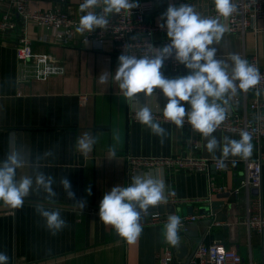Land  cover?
Masks as SVG:
<instances>
[{
    "label": "crops",
    "instance_id": "obj_1",
    "mask_svg": "<svg viewBox=\"0 0 264 264\" xmlns=\"http://www.w3.org/2000/svg\"><path fill=\"white\" fill-rule=\"evenodd\" d=\"M74 1L66 4V8L78 16L80 4ZM29 3L42 9L58 4L56 0H30ZM181 3L194 5L202 15L207 12L205 0H164L150 18H161L169 4L179 6ZM258 23L263 26L260 30H255L256 23L252 21L244 34L227 31L221 44L214 45L218 49L217 58L239 53L248 62L258 57L264 67V21ZM22 30L20 25L10 38H0V159L17 144L30 149V158L38 163L35 167L28 165L18 170V176H35L43 171L55 178L53 189L58 195L49 200L40 189L30 193L21 209L0 204V251L7 252L10 264H155L167 246L179 256L178 244L185 243L184 259H187L200 242L213 241H223L226 246L237 248L245 264H264V229L258 231L245 223L254 194L244 188L238 194L233 191L244 177V159L229 156L222 170L214 164L205 171L159 165L142 167L129 176V155L214 158L206 151V141L198 132L192 134L187 128L159 122L167 130L161 143L146 126L129 121L130 103L114 80L120 55L112 52L110 44L100 47L76 38L65 45L55 42L54 30L34 27L36 34L47 38L46 41L36 40L34 51L54 56L65 66V73L45 80H22L15 49ZM183 69L187 70L184 65ZM162 72L171 78L169 73ZM101 75L108 77L107 83H99ZM81 95H87L84 103H81ZM246 96L242 95L239 103L232 97L229 112L249 113L250 102L258 96L252 90ZM259 97L264 103V94ZM144 103L152 110L162 111L167 100L154 92L149 97L142 94L139 102L134 101L137 107ZM86 131L97 137V143L84 157L75 150L74 143ZM214 135L240 138V134L221 130ZM251 142V157L264 152V141L262 144ZM112 146L116 149L114 158L109 154ZM49 150L54 155L46 156ZM215 155L216 159L221 158L220 152ZM145 173L154 176L159 173L166 183L167 200L162 203L165 207L156 213L168 217L170 214L200 215L189 231L178 232L179 241L175 246L164 239L166 222L151 223L148 215L140 221L143 231L133 244H128L99 219V205L105 192L118 184L127 185L132 176ZM64 176L71 181L77 199L87 201L83 209L67 198L60 185ZM210 181L217 186L226 185L229 190L212 191ZM89 185L91 196L85 191ZM260 191L264 212V163ZM172 197L178 201L173 202ZM37 205L59 209L69 227L52 236L35 212Z\"/></svg>",
    "mask_w": 264,
    "mask_h": 264
},
{
    "label": "clouds",
    "instance_id": "obj_2",
    "mask_svg": "<svg viewBox=\"0 0 264 264\" xmlns=\"http://www.w3.org/2000/svg\"><path fill=\"white\" fill-rule=\"evenodd\" d=\"M211 2L216 10L215 17L202 15L191 4H169L162 13V23L159 24L162 30L166 29L169 43L157 47L151 55H120L114 80L130 104L134 100L139 102L138 94L143 93L145 97H149L154 90H162L167 100L163 107L164 118L181 128L187 121L193 132L204 137L206 151L214 159L217 152L221 153L219 162L223 164L229 156L247 159L253 150L252 136L248 131L242 130L239 139L227 135L217 138L214 135L229 115L230 100L237 95L238 90L248 92L255 89V94L260 96L264 94V89L257 87L262 78L257 66L250 64L239 53H229L223 59L217 58L218 49L214 45L221 44L228 31L222 18L227 20L238 14L240 6L236 0ZM101 4V12L89 10ZM137 6L135 0H83L79 11L85 14L79 17L76 31L84 33L106 28L109 15L131 11ZM170 58L184 65L188 74L166 77L161 70L165 61ZM49 71L55 73L56 69L46 67L43 74L47 75ZM107 80L106 75H101L99 83L105 84ZM185 105L189 107L186 108ZM135 118L163 143L167 130L154 118L152 109L146 103L135 112ZM96 143L97 137L86 131L76 138L74 148L87 157ZM109 154L112 158L115 157V146L109 149ZM45 155L54 154L49 150ZM30 157V149L17 144L0 159V204L3 206L21 209L30 193L40 189H43L49 200L57 197L58 193L53 189L55 178L43 171H38L35 176H18V170L28 165H37L38 161ZM60 185L68 199L81 209L85 207L87 201L77 199L71 181L66 176L61 177ZM85 191L88 196L92 195L90 185ZM165 193L166 183L159 173L155 176L151 173L137 174L131 177L127 185L118 184L105 192L99 205V219L106 226H111L128 244H133L143 231L141 213L149 211L152 206L165 203ZM35 212L43 219L44 227L52 236L69 227L68 221L57 208L37 205ZM181 223L178 215H169L163 231L164 239L169 245L178 244ZM0 264H10L7 252L0 251Z\"/></svg>",
    "mask_w": 264,
    "mask_h": 264
},
{
    "label": "built area",
    "instance_id": "obj_3",
    "mask_svg": "<svg viewBox=\"0 0 264 264\" xmlns=\"http://www.w3.org/2000/svg\"><path fill=\"white\" fill-rule=\"evenodd\" d=\"M57 5L50 8H36L30 5V0H0V38H10L21 25L22 33L19 35L15 45L16 54L20 61L19 77L22 80L36 79L45 80L52 75H63L65 66L58 60L47 53H36L33 49V43L37 41H46V37L36 34L34 27L44 28L46 30L55 31V42L61 44H70L76 38L83 43H93L97 46L111 45L112 52L122 55H135L137 57L154 54L157 47L169 43L166 29L162 30L159 24L162 23L161 18L151 19L154 12L159 8V4L164 0H135L137 7L131 11H122L119 14H111L107 18L109 24L106 28H97L93 32L78 33L76 28L79 25V17L85 13L75 16L74 12L66 8V4L74 3V0H56ZM79 4L83 0H77ZM239 4V13L234 14L227 20H223L229 32L243 33L252 26L255 21V30L263 28L258 23L259 20L264 21V0H236ZM9 8H5L6 5ZM103 5L94 9H89L99 13L102 11ZM15 15L18 16L15 18ZM205 15H216L214 4L211 0L207 1V12ZM157 16V15H156ZM135 37V38H133ZM250 64H255L261 73V80L257 86L264 89V67L260 65L258 57L250 60ZM55 68L56 72L49 71L47 75L43 74L45 68ZM171 75V78L184 76L188 74V70L183 69V65L170 58L165 61L162 70ZM170 78L169 76L165 75ZM256 91L250 89L249 91ZM156 93L163 95L162 90H154ZM141 94H138V98ZM244 98L247 92L239 91L233 96V100L237 103ZM81 103L87 100V95L80 96ZM136 101V100H134ZM131 102L128 110V119L130 122H138L135 118V112L139 107ZM264 103L260 97H256L249 104V113L229 112L227 119L223 122L218 130L240 134V132L248 131L252 136V141L262 144L264 141ZM154 118L158 122L171 123L163 116V110H152ZM183 128L189 129L193 133L191 125L185 121ZM245 174L240 181V185L233 189L238 194L241 189L252 190L254 196L250 200L248 206V215L245 223L255 230L263 231L264 229V212L262 207L261 185L263 177L264 152L257 157H248L244 159ZM129 171L128 174L134 175L142 167H152L159 165L179 166L190 168L197 171L207 170L211 164L217 169H225L226 162L223 164L219 159H208L197 156H175V157H141L129 155L128 157ZM212 191L229 190L226 185L217 186L210 181L209 185ZM173 202L178 201L175 197L171 199ZM146 215L147 212H144ZM149 216L151 223L167 222L168 216L160 213H152ZM200 215H190L181 218V227L179 231L186 233L189 227L199 218ZM147 217V215H146ZM220 223V222H218ZM155 264H245L244 258L235 247H228L223 241H213L212 243L200 242L192 255L187 260L180 258L176 251L171 247L164 249L163 255H160Z\"/></svg>",
    "mask_w": 264,
    "mask_h": 264
},
{
    "label": "water",
    "instance_id": "obj_4",
    "mask_svg": "<svg viewBox=\"0 0 264 264\" xmlns=\"http://www.w3.org/2000/svg\"><path fill=\"white\" fill-rule=\"evenodd\" d=\"M205 1L207 2L208 0H205ZM205 14H206V13H205ZM164 207H165V205H162V204L157 205V206H152V207L150 208V210L147 211V214H146V215H150V214H152V213H156L157 211H161V210L164 209ZM146 215H145V214L142 215V217H141V221H144V220H145ZM178 247H179V250H180V254H179V256H180L181 258H184L185 255H186V253H187V249H186L187 247H186V244H185V243H179V244H178ZM191 257H192V255H191L190 257H188L187 260H189Z\"/></svg>",
    "mask_w": 264,
    "mask_h": 264
}]
</instances>
